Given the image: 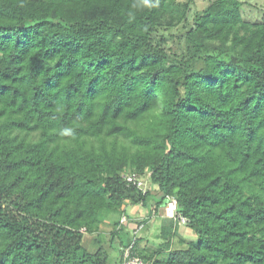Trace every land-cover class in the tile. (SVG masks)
<instances>
[{
  "label": "trees",
  "instance_id": "trees-1",
  "mask_svg": "<svg viewBox=\"0 0 264 264\" xmlns=\"http://www.w3.org/2000/svg\"><path fill=\"white\" fill-rule=\"evenodd\" d=\"M208 1L0 0V264H113L129 173L196 240L118 264H264V11Z\"/></svg>",
  "mask_w": 264,
  "mask_h": 264
},
{
  "label": "crops",
  "instance_id": "crops-1",
  "mask_svg": "<svg viewBox=\"0 0 264 264\" xmlns=\"http://www.w3.org/2000/svg\"><path fill=\"white\" fill-rule=\"evenodd\" d=\"M148 190L152 192V197L146 206L139 204H133L126 202L120 209V212L113 215H104L99 224V231L95 234H85L84 241L88 247L93 243H97V238L103 237L105 244L109 245L110 234L114 231L115 225H118L122 216H126L127 223L123 226V231L120 236L114 239L115 251L113 252V264H118L121 258V251L125 245L128 244L132 237L133 232L139 229V249L153 256L154 261L158 256H154V253L158 250V247L162 243V236L165 230V225L169 222L165 209V203L157 209V200L159 194L157 193V187L147 181ZM151 184V185H150ZM157 209V214L151 217L152 211ZM142 223L139 227L137 224ZM137 227V228H136ZM174 237L172 238V250L173 249H185L187 243L195 241L196 235L192 229L188 226L176 225L174 229ZM114 250V249H113ZM152 254V255H151ZM164 254V253H163ZM161 254V256H163ZM165 255V254H164Z\"/></svg>",
  "mask_w": 264,
  "mask_h": 264
},
{
  "label": "built area",
  "instance_id": "built-area-1",
  "mask_svg": "<svg viewBox=\"0 0 264 264\" xmlns=\"http://www.w3.org/2000/svg\"><path fill=\"white\" fill-rule=\"evenodd\" d=\"M124 179L126 182L142 191L145 192L146 188V183L144 182V178L140 177L136 173H129L124 175ZM166 208H167V215L170 219L173 221L177 222L178 225H183L187 226L189 221L186 217H184L179 210V206L177 203V200L172 197H167L166 198ZM127 218L126 216H122L120 219V226H123L124 224L127 223ZM82 233L86 234V229L83 228L81 230ZM121 264H152L151 262L145 261L142 258H140L137 255H133V250H132V245L130 247H127L124 250L123 253V261Z\"/></svg>",
  "mask_w": 264,
  "mask_h": 264
},
{
  "label": "rangeland",
  "instance_id": "rangeland-1",
  "mask_svg": "<svg viewBox=\"0 0 264 264\" xmlns=\"http://www.w3.org/2000/svg\"><path fill=\"white\" fill-rule=\"evenodd\" d=\"M174 1L179 4L189 5L190 12L192 15L196 12H201L208 5L209 2L208 0H174ZM240 1H242L246 5L247 13L249 14L256 13L259 10L264 11V0H240ZM148 180H149V176L147 175L144 177V182L148 184L147 183ZM108 214L113 215V212H108ZM102 240H104L103 237ZM96 248H98L97 243H93L92 245H90L89 250L95 251Z\"/></svg>",
  "mask_w": 264,
  "mask_h": 264
},
{
  "label": "clouds",
  "instance_id": "clouds-1",
  "mask_svg": "<svg viewBox=\"0 0 264 264\" xmlns=\"http://www.w3.org/2000/svg\"><path fill=\"white\" fill-rule=\"evenodd\" d=\"M145 6H147V7H151V5L148 3V0H145ZM69 132H70V130L67 129V128H65V129H63V130L61 131L60 134H61V135H68Z\"/></svg>",
  "mask_w": 264,
  "mask_h": 264
},
{
  "label": "bare ground",
  "instance_id": "bare-ground-1",
  "mask_svg": "<svg viewBox=\"0 0 264 264\" xmlns=\"http://www.w3.org/2000/svg\"><path fill=\"white\" fill-rule=\"evenodd\" d=\"M166 205V204H165Z\"/></svg>",
  "mask_w": 264,
  "mask_h": 264
}]
</instances>
